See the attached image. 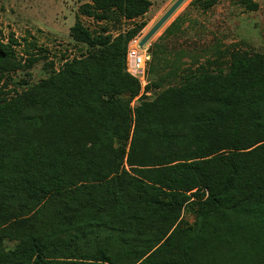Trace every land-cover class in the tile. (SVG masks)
<instances>
[{
    "label": "trees",
    "instance_id": "16d2710c",
    "mask_svg": "<svg viewBox=\"0 0 264 264\" xmlns=\"http://www.w3.org/2000/svg\"><path fill=\"white\" fill-rule=\"evenodd\" d=\"M89 1L70 29L86 55L0 87V264H264V56L215 49L180 71L160 45L178 17L148 48L151 74L171 67L151 87L167 86L131 109L127 46L145 25L113 37L81 17L132 21L151 3ZM19 46L0 36V84L47 60ZM192 197L205 198L198 220L179 229Z\"/></svg>",
    "mask_w": 264,
    "mask_h": 264
},
{
    "label": "rangeland",
    "instance_id": "374dc122",
    "mask_svg": "<svg viewBox=\"0 0 264 264\" xmlns=\"http://www.w3.org/2000/svg\"><path fill=\"white\" fill-rule=\"evenodd\" d=\"M175 1L149 0L151 7L148 12L132 21L96 22L81 17V22L90 32H100V29L105 27L113 37L143 24L144 29L135 37L140 41ZM194 1L185 0L141 49L149 53L150 61L146 66L144 81L135 78L139 83L140 92L131 102V109L142 101L154 100L160 90L167 86L164 84L159 90L151 87V83L156 82L159 76L166 75L171 67L162 66L160 72L151 74L149 72L151 55L148 48L161 41L158 40L165 29L178 17L179 29L174 31V35L164 38L160 45L164 51L162 57L168 60V65L172 61H177L180 71L194 61L203 63L206 59L213 58L212 53L215 49L224 51L234 48L264 56V0H215V5L206 11L199 5L192 4ZM245 1L254 3L257 9L248 10ZM88 3L89 0H0L1 39L7 42L12 36L20 44L15 50L18 57H23L22 59L28 54L47 57L46 61L41 60L31 68L10 73L0 84L2 93L11 94L14 91L19 93L45 79L48 77V63H52L54 70L58 71L65 60L71 61L86 55L88 48L71 39L70 29L76 21L78 9ZM42 51H45L44 54ZM200 199L203 201L205 198L192 197L190 204L182 210L179 229H194L198 220L199 204L202 202ZM14 246V242L3 241L6 250H12Z\"/></svg>",
    "mask_w": 264,
    "mask_h": 264
},
{
    "label": "built area",
    "instance_id": "2783aa9c",
    "mask_svg": "<svg viewBox=\"0 0 264 264\" xmlns=\"http://www.w3.org/2000/svg\"><path fill=\"white\" fill-rule=\"evenodd\" d=\"M139 38H135L128 44L126 52V72L140 80L144 81L145 70L150 61L149 53L139 48Z\"/></svg>",
    "mask_w": 264,
    "mask_h": 264
},
{
    "label": "water",
    "instance_id": "95a60500",
    "mask_svg": "<svg viewBox=\"0 0 264 264\" xmlns=\"http://www.w3.org/2000/svg\"><path fill=\"white\" fill-rule=\"evenodd\" d=\"M185 0H176L169 9L162 15V17L152 26V28L142 37L139 42V48L142 49L151 38L163 27L169 18L179 9Z\"/></svg>",
    "mask_w": 264,
    "mask_h": 264
},
{
    "label": "crops",
    "instance_id": "0c3cea01",
    "mask_svg": "<svg viewBox=\"0 0 264 264\" xmlns=\"http://www.w3.org/2000/svg\"><path fill=\"white\" fill-rule=\"evenodd\" d=\"M149 1V0H148Z\"/></svg>",
    "mask_w": 264,
    "mask_h": 264
}]
</instances>
